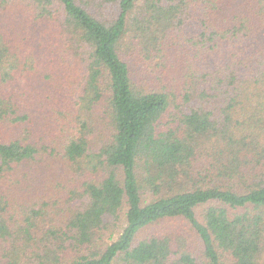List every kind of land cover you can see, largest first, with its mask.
<instances>
[{
	"label": "trees",
	"instance_id": "trees-1",
	"mask_svg": "<svg viewBox=\"0 0 264 264\" xmlns=\"http://www.w3.org/2000/svg\"><path fill=\"white\" fill-rule=\"evenodd\" d=\"M0 264H264V0H0Z\"/></svg>",
	"mask_w": 264,
	"mask_h": 264
},
{
	"label": "rangeland",
	"instance_id": "rangeland-1",
	"mask_svg": "<svg viewBox=\"0 0 264 264\" xmlns=\"http://www.w3.org/2000/svg\"><path fill=\"white\" fill-rule=\"evenodd\" d=\"M160 230L168 228L170 229L173 233H180L181 231L185 230L187 233V225L183 221H176V220H167L160 224ZM186 227V228H185Z\"/></svg>",
	"mask_w": 264,
	"mask_h": 264
}]
</instances>
